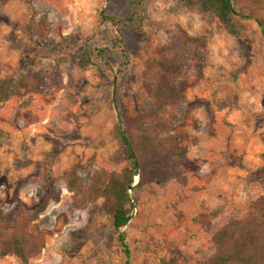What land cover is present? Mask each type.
Here are the masks:
<instances>
[{"label":"rangeland","instance_id":"rangeland-1","mask_svg":"<svg viewBox=\"0 0 264 264\" xmlns=\"http://www.w3.org/2000/svg\"><path fill=\"white\" fill-rule=\"evenodd\" d=\"M28 2L0 5V80L56 65L59 83L0 107V212L10 214L19 202L37 205L48 194V169L61 193L29 225L45 246L28 264H123L103 199L73 194L66 177L75 169L85 185L95 172L106 177L127 164L114 135V88L125 116L148 107L154 81L145 62L168 57L165 47L179 29L203 37L186 51L187 72L178 78L183 97L167 110L180 117L168 133L187 147V184L131 187L134 207L124 231L130 264L208 258L213 233L264 195V37L257 22L240 20L234 36L214 15L180 0H145L143 26L121 29L126 58L114 50L103 62L95 49L109 45L114 30L99 21V10L124 17L126 0H30L34 20ZM80 45L92 64L75 63ZM0 264L21 263L4 256Z\"/></svg>","mask_w":264,"mask_h":264},{"label":"trees","instance_id":"trees-1","mask_svg":"<svg viewBox=\"0 0 264 264\" xmlns=\"http://www.w3.org/2000/svg\"><path fill=\"white\" fill-rule=\"evenodd\" d=\"M110 1V0H105ZM7 0H0V5ZM127 14L124 17L110 15L104 8L99 10L101 23L110 25L114 35L110 44L95 49V56L105 62L106 54L118 50L126 58L122 47L121 29L139 30L145 21V0H126ZM186 8H194L202 13L214 15L224 29L239 36L240 20L254 19L264 37V0H180ZM30 5V0H29ZM31 19L35 10L30 5ZM203 37L188 35L179 29L166 45L170 55L166 58H149L144 65V73L154 81L151 104L133 116H125L117 99V89L113 91V104L117 122L114 135L119 146L125 150L127 164L118 173L103 176L95 172L85 185L79 182L75 169L67 173L66 187L75 195H84L87 200L99 196L103 199L101 209L111 220L112 230L117 236L124 262L130 264V248L124 227L133 213V198L129 187L142 186L149 182L165 183L175 181L186 186L187 177L183 164L187 158V147L179 143L180 136L168 132L180 121V117L168 113L183 97L178 81L187 72L191 46L200 45ZM80 66L92 64L91 55L84 45L76 51ZM107 65V63H105ZM51 68L27 70L18 77L0 80V107L12 97L23 98L30 93H40L59 83V71ZM56 78V79H55ZM135 177L138 181L133 185ZM53 179L48 169L44 177V187L48 194L34 207H25L21 202L10 213L0 212V258L13 256L21 264L37 256L45 246L41 234L31 233L29 225L48 207L50 202H58L60 191L52 186ZM215 251L205 260L194 264H264V195L249 204L244 216L230 219L212 235Z\"/></svg>","mask_w":264,"mask_h":264},{"label":"water","instance_id":"water-1","mask_svg":"<svg viewBox=\"0 0 264 264\" xmlns=\"http://www.w3.org/2000/svg\"><path fill=\"white\" fill-rule=\"evenodd\" d=\"M131 188V186L129 187V189Z\"/></svg>","mask_w":264,"mask_h":264}]
</instances>
